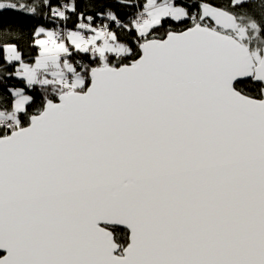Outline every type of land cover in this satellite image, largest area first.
<instances>
[{"label":"snow or ice","instance_id":"1","mask_svg":"<svg viewBox=\"0 0 264 264\" xmlns=\"http://www.w3.org/2000/svg\"><path fill=\"white\" fill-rule=\"evenodd\" d=\"M0 264H264V0H0Z\"/></svg>","mask_w":264,"mask_h":264},{"label":"trees","instance_id":"2","mask_svg":"<svg viewBox=\"0 0 264 264\" xmlns=\"http://www.w3.org/2000/svg\"><path fill=\"white\" fill-rule=\"evenodd\" d=\"M253 5H257L259 3V0H252ZM8 21L12 27H20L25 30H27L33 21L25 17L22 13H16V12H6L3 14H0V22Z\"/></svg>","mask_w":264,"mask_h":264}]
</instances>
